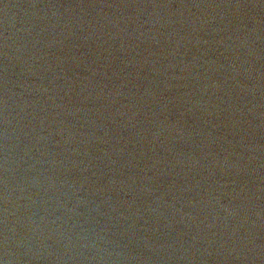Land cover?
<instances>
[{
    "label": "water",
    "instance_id": "1",
    "mask_svg": "<svg viewBox=\"0 0 264 264\" xmlns=\"http://www.w3.org/2000/svg\"><path fill=\"white\" fill-rule=\"evenodd\" d=\"M0 264H264V0H0Z\"/></svg>",
    "mask_w": 264,
    "mask_h": 264
}]
</instances>
